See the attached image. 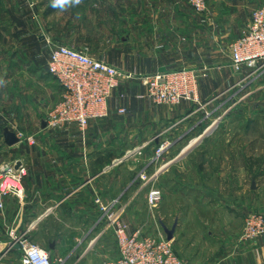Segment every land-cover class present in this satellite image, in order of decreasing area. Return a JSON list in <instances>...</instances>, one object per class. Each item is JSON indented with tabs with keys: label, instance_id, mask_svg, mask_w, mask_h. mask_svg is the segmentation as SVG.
I'll return each mask as SVG.
<instances>
[{
	"label": "crops",
	"instance_id": "1",
	"mask_svg": "<svg viewBox=\"0 0 264 264\" xmlns=\"http://www.w3.org/2000/svg\"><path fill=\"white\" fill-rule=\"evenodd\" d=\"M263 4L264 0H208L203 22L187 0H82L63 9L54 7L53 0H35L32 6L30 0H0V76L5 81L0 99L6 101V123H0V167L13 168L19 160L25 172L22 196L2 198L0 264H21L20 250L12 246L14 236L25 234L32 240L50 233L52 224L61 227L54 230L46 248L53 264L54 249H65L71 239L72 249L84 248L78 261L111 229L107 214L123 219L137 193L132 187L139 172L156 166L152 157L142 165L149 147L168 146L195 132L217 100L247 83V72L231 66L229 44L240 35L252 10ZM56 44L86 50L135 74L121 79L112 91L108 116L91 120L85 129L46 125L47 113L61 95L47 73L50 50ZM161 68L204 70L205 76L198 80V101L151 103L137 76ZM18 132L34 136L35 143L20 141ZM139 147L142 158L137 162L133 149ZM218 166L210 172L204 162L183 164L184 175L193 169L207 172L210 183L218 180L219 189L210 190L208 200L218 201L217 208L222 207L227 218L215 219L212 228L201 220L207 229L193 231L183 248L184 258L189 264H264V239L241 240L244 217L250 211L264 213V189L252 182L244 190L246 179L240 172L232 169L229 176ZM221 186H229L227 195ZM192 213L198 223V212ZM180 226L179 221L176 234Z\"/></svg>",
	"mask_w": 264,
	"mask_h": 264
},
{
	"label": "built area",
	"instance_id": "2",
	"mask_svg": "<svg viewBox=\"0 0 264 264\" xmlns=\"http://www.w3.org/2000/svg\"><path fill=\"white\" fill-rule=\"evenodd\" d=\"M196 14L202 16L207 11V0H187ZM231 66L236 72L245 70L246 77L264 74V4L255 8L240 35L230 44ZM204 71V70H203ZM197 68H181L140 74L137 77L146 86V98L153 104L174 105L181 101H198V80L205 73ZM47 73L61 89L60 99L47 113L46 125L60 128L74 125L85 129L91 120L106 118L109 114L108 100L121 79L135 77L113 65L90 56L86 50L74 49L56 44L50 50ZM20 141L34 144L35 138L17 133ZM162 144L157 150L160 153ZM141 147L133 149L136 154ZM132 153V154H134ZM24 169L0 167V210L2 198L9 195L22 196ZM155 175V174H154ZM154 175L147 176L142 170L138 174L143 183ZM158 188H150L147 201L155 203L160 197ZM107 210V208H102ZM108 226L112 228L117 247L114 258L98 264H189L181 259L170 241L162 236H154L141 227L132 228L117 214H107ZM13 234V232H12ZM13 244L19 245L21 264H53L50 251L28 238L25 234L14 236ZM264 239V213L250 211L243 221L241 240Z\"/></svg>",
	"mask_w": 264,
	"mask_h": 264
},
{
	"label": "rangeland",
	"instance_id": "3",
	"mask_svg": "<svg viewBox=\"0 0 264 264\" xmlns=\"http://www.w3.org/2000/svg\"><path fill=\"white\" fill-rule=\"evenodd\" d=\"M34 2L35 0H30V6L34 5ZM207 11L202 16L197 14L203 22H206ZM5 46L10 49L7 44ZM2 78L3 75L0 76V79ZM247 80L249 82L241 84L242 87L231 89L217 100L213 111L207 110L209 114L206 122L198 126L195 132L172 142L160 153H157L160 146L155 148L153 145L150 146L151 148L149 147V152L143 158L141 156L142 149L136 152L137 162L144 159L149 161L151 157L153 162H157L156 166L149 167V170L143 169L149 177L156 174L157 169L174 159L192 139H197L205 129L215 124L210 134L203 137L183 158L171 164L169 170L158 174L144 184H141L143 181L139 178L135 186L132 187L133 191L137 190V193L132 201L130 212L128 211L129 213L123 217V220L132 227H141L151 235L164 238L162 224L170 229L176 220L177 224L170 242L177 255L185 262L186 249L183 248L188 240L193 238V231L196 229V231L203 232L207 229V226L204 225L203 230L199 222L205 220L208 222L207 225L212 228L216 225L215 219L219 221L227 219H225L223 208H217L218 201L208 200V196L211 195L210 190L216 192L217 188L219 189L218 180H213L210 183L206 180L207 172H194L193 169L184 175L181 170L185 161H189L191 166L204 162L206 163L205 168L210 172L212 169H216L218 164L220 169L223 168L224 174H229V176L232 169H235L236 172H240L241 177L246 179L243 183L244 190L250 189L252 182H255V186L261 185L264 189V74L248 77ZM5 102L0 99V123L3 125L6 123L3 118ZM218 103L219 105H217ZM144 163L145 161L142 165ZM238 169L241 170L238 171ZM259 171L260 173H258ZM153 187L158 188L161 194L155 203L150 204L147 201V192ZM221 191L227 195L226 193L230 191L229 186H221ZM234 191L236 190L232 192ZM195 196L199 198L202 196L204 199H194ZM193 211L198 212L199 217H196L198 223L193 222ZM184 214L186 216L183 217ZM186 220H189L190 224H184ZM179 221L181 222L180 231L176 234ZM56 229L59 231L61 227L52 224L50 233H40L30 241L43 248H48L55 237L54 230ZM74 242L71 239L68 241L69 246L65 249H54L52 256L54 264H98L104 258L115 257L117 253L112 228L101 235L91 249L78 261H76V256H80L84 248L72 249ZM62 259L64 262L59 263Z\"/></svg>",
	"mask_w": 264,
	"mask_h": 264
},
{
	"label": "water",
	"instance_id": "4",
	"mask_svg": "<svg viewBox=\"0 0 264 264\" xmlns=\"http://www.w3.org/2000/svg\"><path fill=\"white\" fill-rule=\"evenodd\" d=\"M159 71H165V68H161V70ZM215 127V124H212L210 125L207 129H205L203 131L202 134H200L196 141L190 145V143L172 160H170L169 162H167L165 165H163L157 172L156 174L153 176L154 178L160 174L161 172H163L164 170H166L171 164L179 161L181 158H183L192 148L194 145H196L203 137L207 136L208 134H210V132L213 130V128ZM20 166V161L17 160L13 166L14 169H17L18 167ZM176 220L174 221V223L172 224L171 228L168 229L165 225L162 224V229H163V232L165 233V238L167 241H170L172 240L173 238V233L175 231V227H176ZM15 248H19V245L18 244H15L14 245ZM53 245L51 244L50 245V248H52Z\"/></svg>",
	"mask_w": 264,
	"mask_h": 264
},
{
	"label": "clouds",
	"instance_id": "5",
	"mask_svg": "<svg viewBox=\"0 0 264 264\" xmlns=\"http://www.w3.org/2000/svg\"><path fill=\"white\" fill-rule=\"evenodd\" d=\"M81 3L82 0H53V6L59 7L61 9L68 5H79ZM4 84L5 81L3 79H0V86H3Z\"/></svg>",
	"mask_w": 264,
	"mask_h": 264
},
{
	"label": "bare ground",
	"instance_id": "6",
	"mask_svg": "<svg viewBox=\"0 0 264 264\" xmlns=\"http://www.w3.org/2000/svg\"><path fill=\"white\" fill-rule=\"evenodd\" d=\"M195 141H196V138L192 139V140L190 141V145L193 144Z\"/></svg>",
	"mask_w": 264,
	"mask_h": 264
}]
</instances>
